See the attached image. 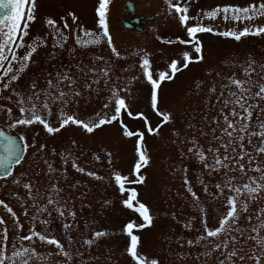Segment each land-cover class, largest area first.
I'll use <instances>...</instances> for the list:
<instances>
[{
  "label": "rangeland",
  "instance_id": "obj_1",
  "mask_svg": "<svg viewBox=\"0 0 264 264\" xmlns=\"http://www.w3.org/2000/svg\"><path fill=\"white\" fill-rule=\"evenodd\" d=\"M126 2L133 4L134 14L131 15L127 11L124 4ZM260 2L262 0H187L188 15L193 18L189 24H195L199 20L216 31L227 29L238 31L245 27L247 22L225 21L223 14H219L215 20L203 18V13L218 6L245 7ZM97 5L98 0H36V18L30 24L26 42H31L34 37L39 36L45 38L46 43L37 47L27 70L17 82H13L11 88L28 94L33 82L38 85V89H44L47 87L48 79L55 81L58 76H69L72 78V90L79 91L80 95L72 98L64 110L85 121L95 119L97 112L101 114L108 112L110 115L111 108H103V105L109 102V89L113 85L123 89L120 95L125 99L134 117L123 113V122L130 130L145 133L143 146L150 157L149 164L140 170V174L145 177L144 182L125 185L137 190L138 199L149 207L153 218L150 226L134 229V234L139 237V253L149 259H157L159 264H205V261L207 264H218V259L224 258L221 252L205 257L202 255L206 250L204 247L190 246L187 243L188 240L200 235L203 228L202 214L194 206L193 199L184 186L182 169L187 167L191 186L199 197L200 206L205 209L204 219L213 227L218 225L220 216L226 212L223 197H215V184L222 183L225 177L223 174L208 175L203 165L187 153L191 145L186 140L195 138L205 150L209 146L213 148L218 146L219 142L212 138L213 129L215 135L220 136V128L224 126L221 116L222 99L218 98L222 93L223 97H227L229 92V89L222 88V85H228V77L233 75L238 79H247L244 68L249 61L253 62L252 67L255 69L250 73L251 83L253 85L257 82L264 83L262 79L264 69L261 68V65H264V35H248L236 41L213 33H198L197 36L203 45V61L191 63L187 69L177 73L173 80L161 82L158 89V110L171 114V121L162 123L163 117L151 108V86L143 76L139 56H133L132 53L147 51L151 64L150 71L153 73L167 71L171 60L182 61L180 52L191 51V46L165 41H176L177 37L187 39L186 29L180 26L174 11L169 15L164 0H110L109 31L123 58L113 56L106 40L95 46L77 45L73 31L69 30H65L69 39L63 42L62 46H54L56 41L51 36V29L44 24L45 17H52L60 22L61 16L66 17L67 12L72 11L78 17V21L77 24H72L71 18L66 17L70 29L76 30L78 25H83L86 29L97 31L98 18L95 14ZM134 17H142L145 20L137 26L140 30L123 28L124 23L128 24ZM251 23L257 26L264 25V17H258ZM25 50H19L20 55H23ZM192 55L195 56V53L192 52ZM98 57L103 59H97ZM108 64H111V71L110 80L106 85L105 78L99 70ZM90 68H94L95 72L89 71ZM97 78L99 82L93 83ZM86 84L90 87H85ZM60 87L66 92L69 91L67 81L62 82ZM212 88H215L214 93L210 91ZM230 88L231 91L239 92L234 85ZM256 91L258 87H252V92ZM16 100L17 96L11 89L1 92L0 106H3L5 111H0V129L18 138L19 135H24L30 145L34 140L35 147L30 146L24 153V159L14 168L12 176L0 179V199L17 213L23 224L19 230L22 234H28V229L33 226L31 217L34 213L40 219L49 218L47 212L36 213L33 202L28 199L27 190L22 187L25 182L32 183L33 193L39 190L41 205L46 204L50 186L56 183L62 189L60 193L62 201L67 202V206L76 213V216L71 231L65 230L62 224L71 222L72 218L62 220L55 212L52 213L49 225L41 226L39 220L35 222L36 230L45 234L50 232L61 241L64 250L71 254L70 260L61 255L55 246L41 243L36 237H33L31 242H18L17 239H13L17 233L13 228L10 214L2 206L0 217L7 221L8 240L0 244V247L5 249L7 255H11L14 248H19L21 243L24 246L35 247L41 256L48 257L47 261L38 259L35 264H134L126 252L129 238L122 232V228L129 220H135L138 224L143 221L138 214L122 205L121 200L126 198L127 194L121 195L112 173L115 170L129 176L130 179L135 178L131 173L137 159L136 138L124 137L118 122L104 125L92 134L83 132L76 125H68L53 135L47 134L39 124L9 128L10 121L6 109L12 108L13 114L18 118ZM260 108H264V101H260L258 107L253 110L250 131H259L258 121H264V113H260ZM51 111L53 114L48 117L49 122L53 126H58L59 101L52 104ZM224 111L227 112L228 109ZM136 113H142L151 127L156 128L160 125L158 133L149 134L144 118L136 116ZM214 117L221 120L219 125L213 123ZM174 131L179 132L178 137L173 135ZM72 141L76 142L75 145ZM42 143L46 148L43 152H38L37 149ZM253 145L259 146L258 138H253ZM253 145H247V151L256 157V161L264 162V155L257 156ZM52 149H55L56 153L71 152V159H76L80 166L95 171L104 179L98 181L75 171L71 167V159L64 164L59 155L52 154ZM93 153L99 155L101 159L93 160ZM106 153H111V164L108 163ZM45 159L58 170L56 173L48 174ZM244 163L248 164L247 158ZM258 175L249 171L247 176H242L238 170L228 173V176L235 177L234 183L238 185L247 183L248 176ZM13 178H19L20 185L13 184ZM201 179L208 185V193L203 191ZM106 200L110 203L105 204ZM48 207L51 209V206ZM25 208L28 209L27 216L24 215ZM260 209H264V194L249 201L248 211L240 218L239 224L244 230L245 237L256 235L252 228L260 219H264V216L257 219ZM188 222L192 223V228L184 226ZM101 230L108 234L97 238L91 245L83 243L85 239L92 238L93 232ZM234 235L238 238L235 246L241 249L240 254L251 255L254 242L244 240L239 233ZM68 236H71V243ZM234 259L236 264H241L238 258ZM243 264L255 262L246 259Z\"/></svg>",
  "mask_w": 264,
  "mask_h": 264
},
{
  "label": "snow or ice",
  "instance_id": "obj_2",
  "mask_svg": "<svg viewBox=\"0 0 264 264\" xmlns=\"http://www.w3.org/2000/svg\"><path fill=\"white\" fill-rule=\"evenodd\" d=\"M110 0H98V5L95 8V14L98 18L96 21L97 31L86 29L83 25H78L76 30L70 29V25L66 17H70L72 24H77L78 17L72 11H68L65 16H61L58 22L52 17H45L44 24L47 28L51 29V36L56 41L54 46H62L63 42L69 39V35L65 30L73 31L75 35V42L81 47L100 45L106 40L108 48L116 58H123L121 52L114 44L113 38L110 35L108 25V11ZM169 15L174 11L178 17V22L182 28L186 29L187 39L180 37L176 41H165V43H178L180 45H190L191 51L183 50L180 52L182 61L172 59L168 64L167 71H159L153 73L150 71L151 64L149 53L141 50L140 52H133V56H139L140 68L143 71V76L151 86L150 104L154 112L163 117L162 123L171 121V114L163 113L158 110V89L161 82L174 79L175 75L183 69H187L191 63H199L204 59L203 45L198 38V33H213L225 38H232L240 41L242 37L248 35L262 36L264 35V25H253L251 22L258 17H264V0L259 4L253 3L245 7L225 5L223 7H216L210 11L203 13V18H210L215 20L219 14H223L225 21L231 20L233 22L246 23V26L240 30L227 29L224 31H216L211 26H206L197 21L195 24H189L193 19L188 15L187 0H164ZM36 0H0V92L9 90L17 96L16 107L18 109V118L13 114L12 108L6 109V114L9 119V128H16L17 126H32L39 124L47 134L53 135L59 133L63 128L68 125L79 126L83 132L92 134L96 129L104 125H111L113 122H118L122 135L126 138L135 137V153L137 156L135 165L132 169L131 175L135 177L130 179L129 176L122 175L118 171H113L112 176L115 185L118 187L119 192L123 196L125 193L126 198L121 200L122 205L131 210L133 213L138 214L143 223H136L135 220H129L122 228V232L129 238V243L126 248L127 254L131 257L134 264H159L157 259H149L138 251L139 237L134 234V229L139 230L150 226L153 218L150 214V209L145 203L138 199V192L133 187H126L125 185L141 184L144 182L145 177L140 174V170L149 164L150 157L143 146L144 135L142 131H132L123 122L122 114L127 113L129 117H133V113L129 110L125 99L120 95L123 89L117 88L113 85L110 91L109 102L103 105L104 109L111 108V114L104 112L103 114L97 112L95 119L83 120L77 118L75 114H68L64 109L71 102L72 98L80 95L79 91L72 90V78L66 75L58 76L55 81L51 78L47 81V87L38 89V85L33 82L30 86L29 93L17 92L16 89L11 88L13 82H17L21 75L27 70L33 54L37 51L39 45L46 43V39L36 36L31 42H26V37L29 36V28L31 22L35 21ZM38 42V43H37ZM26 49L23 55H20L19 50ZM195 53V56L192 55ZM97 59H103L98 57ZM253 62L249 61L247 67L244 68V74L247 79H238L235 75L228 77L229 84L222 85V88H228V96L221 97L222 107L221 116L223 119V127L220 128V136L215 135L213 129V140L218 141V146L213 148L209 146L206 150L203 146L199 145L195 138L186 140L191 146L188 147L187 153L195 157L207 170L208 175L223 174L225 179L222 183L215 184V197H223V203L226 206L224 212L219 220L217 226H209L204 219L203 214L205 209L200 206L199 197L193 190L190 180L187 176V167L185 166L182 171L184 173L183 183L187 192L193 199L194 206L197 207L199 213L202 214L201 225L202 232L197 235L195 239H190L187 243L192 246H202L206 250L202 253L205 257H211L215 252H221L223 259H218V264H236L234 258H238L241 264L248 259L253 260L255 264H264V219H260L259 223L252 228V232L256 235L245 237L244 230L240 227L239 221L243 213H246L249 208V201L258 198L259 195L264 194V162L256 161V157L247 151V145H253V138L259 139V146L253 145L257 156L264 155V121H258L259 131H250L252 127L251 118L253 110L258 107L260 101H264V83L257 82L255 85L251 83L250 73L255 71L252 67ZM18 65V67H16ZM264 69V65H261ZM89 71L95 72L94 68ZM100 73L105 78L107 85L110 80L111 64L105 68H101ZM155 77V78H154ZM264 79V77H262ZM68 82L69 91L66 92L61 89L62 82ZM99 79L93 80V83H98ZM234 85L239 92L231 91L230 86ZM90 87V85H85ZM199 83L197 88H199ZM252 87H258V91L252 92ZM215 92V88L210 89ZM250 100H256V103H249ZM60 102V111L58 113V126H53L48 117L52 116L51 107L55 102ZM224 109H228L227 112ZM0 111H5L3 106H0ZM260 113H264V108H260ZM136 116L142 118V113H136ZM134 118V117H133ZM145 127L149 134H157L160 125L153 128L149 125L146 118H144ZM213 123L219 125L221 120L213 118ZM173 135L179 136V132L174 131ZM19 143L15 136L5 135L0 132V144H2L3 154L0 155V170H3L5 177L12 176L13 164H20L24 159L23 153H26L30 146L35 147L33 140L31 145L26 141L24 135H19ZM184 142V141H182ZM75 141L72 144L75 145ZM46 148L45 144H40L37 151L43 152ZM223 149V153H221ZM53 155H59L61 161L67 164L72 158L71 152L56 153L52 149ZM210 154V156H209ZM235 154V155H232ZM183 155V154H182ZM108 163L111 164V153H106ZM93 160L99 161L101 157L93 153ZM187 158V156H185ZM247 158L248 164L244 163ZM48 174H54L58 170L54 168L53 164L45 159ZM71 167L75 171L92 177L95 180H103L104 177L98 175L95 171L86 170L85 167L80 166L76 159H71ZM238 170L242 176H247L248 172L258 173V176H248V182L243 184L234 183L235 177L228 176L229 172ZM63 174V173H62ZM13 184L20 185L19 178H13ZM200 183L203 185V191L208 193V185L201 179ZM76 185H73L75 187ZM22 187L27 190L28 199L33 202V207L36 213H48L46 219H40L35 213L32 215L31 220L33 226L28 229V234L20 233L23 227L17 213L9 206L3 199H0V206L10 214L13 228L17 235L13 239L18 242L33 240V237L38 238L41 243L55 246L61 255L71 259V254L65 251L63 245L55 235L50 232L45 234L36 230L35 222L39 220L41 226H47L51 223L52 213L55 212L62 220L72 218L71 222H65L62 227L65 230L71 231L74 226L76 213L67 206L66 201H62L60 189L56 183L51 184L50 190L47 194L46 204L41 205L39 202V190L33 193L32 183L25 182ZM227 190V191H226ZM15 196L16 194L13 193ZM209 195H212L209 193ZM214 197V198H215ZM105 204L110 201H105ZM23 207V205H21ZM51 206V209L48 207ZM24 215H28V209H24ZM264 216V209H260L257 219ZM175 219V216H173ZM251 219V217H248ZM7 221L0 217V244L8 240ZM186 228H192V223L188 222L184 225ZM234 233H239L244 240H251L254 242L251 255H241V249L236 248L238 238ZM108 233L101 230L92 233L91 239L83 241L86 245H91L97 238L104 237ZM71 243V236H68ZM242 242V241H241ZM259 249V254H257ZM51 255V253H49ZM47 261L48 257L41 256L35 247L24 246L21 243L19 248H14L11 255H7L3 247H0V264H35L37 260ZM207 264V261H205Z\"/></svg>",
  "mask_w": 264,
  "mask_h": 264
},
{
  "label": "water",
  "instance_id": "obj_3",
  "mask_svg": "<svg viewBox=\"0 0 264 264\" xmlns=\"http://www.w3.org/2000/svg\"><path fill=\"white\" fill-rule=\"evenodd\" d=\"M125 6H126V8L128 9V10H130V11H132V3L131 2H126L125 3ZM1 132V131H0ZM4 133V132H3ZM5 135H7L6 133H4ZM16 139H17V142L19 143L20 141H19V139L17 138V137H15ZM3 154V148H2V144H0V155H2ZM15 165H17V164H13V167L15 166ZM13 167H12V170H13ZM11 170V171H12ZM2 177H5V175H4V172H3V170H0V178H2Z\"/></svg>",
  "mask_w": 264,
  "mask_h": 264
},
{
  "label": "flooded vegetation",
  "instance_id": "obj_4",
  "mask_svg": "<svg viewBox=\"0 0 264 264\" xmlns=\"http://www.w3.org/2000/svg\"><path fill=\"white\" fill-rule=\"evenodd\" d=\"M143 21H145L144 18H142V17H138V21H137L138 24L132 26V27H131L130 29H128V30H133V29L140 30V27H137V26L140 25ZM0 94H1V92H0Z\"/></svg>",
  "mask_w": 264,
  "mask_h": 264
}]
</instances>
